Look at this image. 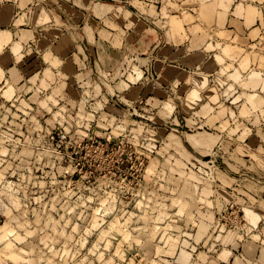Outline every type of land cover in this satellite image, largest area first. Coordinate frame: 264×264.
<instances>
[{
	"label": "clouds",
	"instance_id": "obj_1",
	"mask_svg": "<svg viewBox=\"0 0 264 264\" xmlns=\"http://www.w3.org/2000/svg\"><path fill=\"white\" fill-rule=\"evenodd\" d=\"M64 3L0 0V264H264V0Z\"/></svg>",
	"mask_w": 264,
	"mask_h": 264
},
{
	"label": "rangeland",
	"instance_id": "obj_2",
	"mask_svg": "<svg viewBox=\"0 0 264 264\" xmlns=\"http://www.w3.org/2000/svg\"><path fill=\"white\" fill-rule=\"evenodd\" d=\"M85 2L87 3V0H85ZM99 2L101 5H114L116 3V0H99ZM61 3L63 4V7L57 8V14L61 17V19L66 20V21H70V22H74L76 25H78L79 30H82L84 28L85 23L87 21L90 24V26L92 27V29L94 30L93 31V38L94 39H97V40L102 39L103 34L99 31V29L101 27L107 29L108 32L114 31V29L108 28L107 25H102L96 15L89 16L88 13H82L79 9H74L71 6V4L64 3V0H61ZM53 7H55V5H53ZM127 7L133 13L136 12V9L131 7V5H128ZM156 7L159 10L160 5H157ZM15 11H20V10L16 9ZM97 12H99L100 14H103V9L98 8ZM73 13H75V15H73ZM14 14H15V12L13 11L12 6L10 4H6L4 8H0V30H2L5 26H7L10 17ZM109 16H111V13H109ZM132 19L135 22L136 17L133 16ZM116 23H118L122 26L124 21L122 19H119L116 21ZM21 27L23 28L25 26L22 25ZM153 27H155V26L153 25ZM81 35H84V33L82 31H81ZM146 36H147V34H146ZM37 39H39V36H37ZM147 40L151 41L150 47L154 48L156 40H157V36L155 34H153L151 36H147ZM147 40H146V42H147ZM253 42H255V41H253ZM83 44L85 47V54L89 55L91 57V52L89 51V45H88V41L86 38L83 40ZM40 47H43V42H41ZM161 48L163 49V51H161V49H156V51L153 53V55L158 57L159 59L153 61L152 77L154 80H160V82L162 84H164V86L166 88L167 82L160 75H158V73L163 72L164 77L171 79L173 76H175L177 74V71H179V69H177L176 66L173 65L170 60L168 62H164V56L170 55L171 53H170V50L168 47L161 45ZM75 50H76L75 41L73 40L65 49L61 50V55L62 56L67 55L69 58H71L72 53ZM9 55H10L9 53H7V52L5 53V56H9ZM26 59H27V63L24 65L25 71L34 72L40 67V63H39L37 53L33 52L32 56L28 57ZM9 66H11V65H9ZM70 83H71V81H70ZM151 87H152V85L149 84L145 88V92H147L149 96L152 95V93L148 91ZM141 95H144V93H141ZM118 107L123 109L125 106L124 105H118ZM132 119L136 120L137 122H140L142 117L133 116ZM181 121L183 123V117H181ZM148 123H151V122L148 121ZM53 138L57 142L60 139L59 135L56 132H53ZM98 140H99L100 144L110 145L112 147H118L114 141L106 140L104 138H98ZM84 143L87 145L88 141L85 140ZM119 147L123 148L122 145ZM70 151H71V149H70ZM124 151H127V149H124ZM81 155H85V153H81ZM105 155H108V153L106 152ZM123 158L127 159V156H124ZM144 159L147 160V157H144ZM116 167L119 168V165H116ZM85 170L87 171V169H85ZM38 175H39V173H38ZM75 179H79V176H76ZM240 215H243V214L241 213ZM0 227H3V225L0 224Z\"/></svg>",
	"mask_w": 264,
	"mask_h": 264
}]
</instances>
